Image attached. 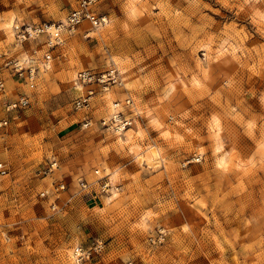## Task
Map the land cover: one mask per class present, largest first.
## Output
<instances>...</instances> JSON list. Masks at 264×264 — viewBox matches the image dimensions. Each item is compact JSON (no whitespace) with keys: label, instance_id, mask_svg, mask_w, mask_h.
<instances>
[{"label":"rangeland","instance_id":"obj_1","mask_svg":"<svg viewBox=\"0 0 264 264\" xmlns=\"http://www.w3.org/2000/svg\"><path fill=\"white\" fill-rule=\"evenodd\" d=\"M78 1L0 0V264H75L95 241L80 264H264V0H97L108 24L82 23L23 85L10 62L34 43L14 26ZM107 69L120 85L74 111L75 75ZM20 93L30 105L6 112ZM114 102L132 121L119 134L98 124Z\"/></svg>","mask_w":264,"mask_h":264},{"label":"built area","instance_id":"obj_2","mask_svg":"<svg viewBox=\"0 0 264 264\" xmlns=\"http://www.w3.org/2000/svg\"><path fill=\"white\" fill-rule=\"evenodd\" d=\"M97 0H79L76 7L73 8L62 21L52 23H39V24H24L16 26L14 29V37L17 45L24 43H34V47L29 52L30 62L26 68H23L17 61H11L12 67L18 78H21L23 85L30 89L35 87V81L38 76V67L36 62L33 61V55H37V47H43L44 53L41 55L43 63H47L54 59L52 53L63 47L67 37L73 35L82 23H88L94 30L102 28L106 25L108 18L104 14H100L96 9ZM36 48V49H34ZM76 81L86 88L85 94L81 97H77L72 101V108L74 111H86L88 110L91 101L97 94L101 95L109 91L113 85H120L118 73L115 69H107L103 72L95 71H80L76 75ZM4 93V83L0 79V94ZM130 104V100L126 99L125 106ZM30 105L29 96L25 93H20L14 101H10L5 106L6 112H15L26 109ZM118 105V104H116ZM83 126L87 127L91 124L88 117L83 120ZM99 127L104 130H110L114 133H121L129 129L132 121L130 117L124 115L120 110H117L115 114L109 115L105 119L99 120ZM7 125L6 119L0 120V127ZM195 162H199L200 159L196 157ZM56 165L50 164L46 169L51 172ZM7 169L0 163V176H5ZM79 192L88 193L89 185L84 181H78ZM65 190V184L62 181H56L51 184L50 194L49 191L40 192V197L46 198L49 195L57 196L61 191ZM51 209L55 208L54 203H51ZM73 254L76 263L80 264L90 260L94 253L100 251V244L94 242L92 247L84 248L82 246H76L73 249Z\"/></svg>","mask_w":264,"mask_h":264},{"label":"bare ground","instance_id":"obj_3","mask_svg":"<svg viewBox=\"0 0 264 264\" xmlns=\"http://www.w3.org/2000/svg\"><path fill=\"white\" fill-rule=\"evenodd\" d=\"M108 24V21H107V23H106V25ZM16 26H19V25H15L14 26V28H13V31H14V29L16 28ZM11 27H12V18H9L8 20H7V22L5 23V25H4V32L6 33V34H9V31H10V29H11ZM100 29V28H99ZM98 30V29H97ZM4 35V34H3ZM34 49H36V48H34ZM41 48H37V51L38 50H40ZM30 52V51H29ZM36 54H37V52H36ZM41 55V54H40ZM29 54L23 59V60H16L23 68H26L27 67V64L30 62V60H29ZM32 59H34L33 61H35L36 62V66L38 67V72H39V70L41 69V70H47L48 68H49V65H50V63H51V61H49V62H47V63H43L42 62V59H41V56H37V55H33V58ZM77 75V74H76ZM76 75H75V77H74V84H75V86H72L73 87V90H75L76 92H79L80 90H81V88L80 87H82V85H80L77 81H76ZM76 85H78V86H76ZM129 100V99H128ZM125 102V101H124ZM116 104H118V105H116ZM125 106V105H124ZM112 107H113V109H112V112H111V114H115L116 113V111L117 110H121L122 111V106L120 105V103L119 102H114V104L112 105ZM123 112V111H122ZM110 114V115H111ZM107 131H110V130H107ZM111 133H114V132H112V131H110ZM121 133H123V132H121ZM115 134H117V133H115ZM119 134V133H118ZM151 156H154L155 155V150H151V154H150ZM137 158V157H136ZM152 158V157H151ZM153 159V158H152ZM150 160V159H149ZM146 161V160H145ZM151 161V160H150ZM141 162H144L143 160H142V158H137V160H136V163H141ZM146 163V162H145ZM150 163V162H149ZM149 163H147V164H149ZM146 165V164H145ZM153 165V164H152ZM151 165V166H152ZM148 166V165H147ZM115 172H112L111 174H110V176L108 177V182H110V183H114V178H115ZM110 191H111V194H112V196L111 197H113L115 194H114V191L112 190V189H110ZM110 197V198H111ZM74 251V250H73ZM73 251L69 254V260H72L73 258H74V254H73ZM74 260H75V258H74ZM76 262V261H75Z\"/></svg>","mask_w":264,"mask_h":264}]
</instances>
